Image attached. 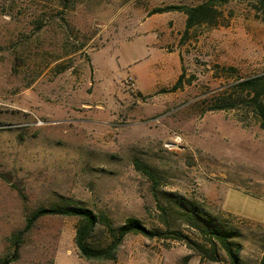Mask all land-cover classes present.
Masks as SVG:
<instances>
[{
	"label": "rangeland",
	"instance_id": "1",
	"mask_svg": "<svg viewBox=\"0 0 264 264\" xmlns=\"http://www.w3.org/2000/svg\"><path fill=\"white\" fill-rule=\"evenodd\" d=\"M205 1L0 0V261L35 211L65 198L158 235H130L115 261L93 263L78 219L44 217L12 264H231L221 251L202 259L185 200L234 230L241 264H261L264 129L245 105L217 108L237 78L264 74V21L253 0L188 35L183 13L150 15Z\"/></svg>",
	"mask_w": 264,
	"mask_h": 264
},
{
	"label": "trees",
	"instance_id": "2",
	"mask_svg": "<svg viewBox=\"0 0 264 264\" xmlns=\"http://www.w3.org/2000/svg\"><path fill=\"white\" fill-rule=\"evenodd\" d=\"M234 0H207L197 6L171 5L157 8L150 15L170 12H180L186 16L185 35L196 27L207 26L210 28L226 24V7ZM257 10V18L264 21V0H253ZM225 72L235 73L234 68H224ZM229 75V74H228ZM182 77L171 88V92H176L182 88ZM163 92H165L163 90ZM233 93V94H231ZM224 97L221 106L217 109H237L241 105L249 107L259 118L261 127L264 129V74L249 78L236 79L229 85L223 93ZM234 96H237L234 98ZM223 104V105H222ZM180 216L188 225L203 234L204 242L196 244L202 259L219 262V252H223L231 264H241V244L235 241L237 234L227 226H219L209 219L205 210L200 209L196 203L188 200L178 202ZM70 217L78 219L76 226L75 243L82 258L93 263L113 262L117 259V253L130 235H144L153 237L158 235L149 232L144 224L136 218H128L126 222L115 227L110 218L102 213L98 214L82 204L63 199L58 205L50 208H41L35 211L26 222L25 230L14 237L15 254L11 258L0 261V264H12L17 260L22 236L31 231L35 224L44 217ZM100 230L106 232L108 243L101 246H94L91 242L93 237ZM264 264V258L261 262Z\"/></svg>",
	"mask_w": 264,
	"mask_h": 264
}]
</instances>
